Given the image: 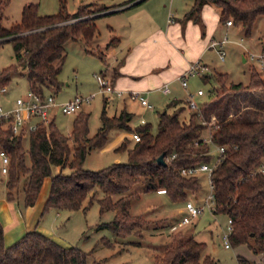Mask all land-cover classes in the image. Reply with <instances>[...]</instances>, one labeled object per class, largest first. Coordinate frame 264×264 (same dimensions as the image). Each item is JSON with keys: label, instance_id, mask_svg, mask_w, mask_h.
Returning <instances> with one entry per match:
<instances>
[{"label": "trees", "instance_id": "obj_1", "mask_svg": "<svg viewBox=\"0 0 264 264\" xmlns=\"http://www.w3.org/2000/svg\"><path fill=\"white\" fill-rule=\"evenodd\" d=\"M9 1L0 0V42H12L15 61L0 68V88L9 82L11 73L23 69L32 91L44 94L58 90L65 42L81 39L89 43L98 32L95 18L103 8L93 9L83 4L69 13L66 0H58L55 13L40 15L36 4L26 3L20 20L6 28L2 24L3 10ZM205 2L219 8L220 20L240 22L247 32L258 15L264 16V0H194L185 17L193 16L198 20L199 9ZM97 55L103 59L101 52ZM210 77L206 74L203 80L208 81ZM214 77L220 88L213 86L207 101L191 110L185 100H171L158 112L155 132L149 123L131 129L127 124L131 114L125 109L118 115H107L106 96L100 115L101 126L94 135H87L88 115L80 111L74 118L70 135L63 134L53 119L39 122L28 132L27 151L21 144L24 133L13 134L8 119H0V149L9 158L5 180L8 199L12 198L21 174L27 175L22 186L26 206L35 203L45 180L50 178L44 210L50 207L85 209L96 199L100 212H114L113 219L101 225L116 236H124L147 222L129 213L131 198L138 195L127 194L130 187L141 183L144 192L164 189L170 200H186L187 193L196 191L199 182L196 174L182 175L180 169L209 163L210 143L223 145L225 149L210 175L213 212L226 214L231 220L228 238L231 245L246 244L254 253L264 256V168H261L264 117H259L253 107L237 106V100L241 102L248 95L256 94L258 103L264 107L263 78L255 70L246 85L240 82L227 85L223 73H215ZM258 88V93H252ZM186 108L191 110L187 117L182 115ZM113 127L140 134V139L127 148L128 160L99 170L84 169L82 164L89 150L101 147ZM204 128L209 129L210 142L202 137ZM126 146V142H122L119 148ZM25 152L29 166L25 165ZM161 153L165 164L157 162ZM95 187L102 192L99 198H95ZM204 248V242L177 231L161 256H155L154 264H218L214 257L203 253ZM86 258L87 253L78 247L62 246L35 229L26 231L20 239L6 246L0 224V264H85ZM236 260L237 264H256L242 256H237Z\"/></svg>", "mask_w": 264, "mask_h": 264}, {"label": "rangeland", "instance_id": "obj_2", "mask_svg": "<svg viewBox=\"0 0 264 264\" xmlns=\"http://www.w3.org/2000/svg\"><path fill=\"white\" fill-rule=\"evenodd\" d=\"M81 1L90 2L92 0H66L67 12L76 11ZM26 3L36 4L40 15L55 13L59 7L58 0H10L3 10L2 24L4 27L8 28L20 20L22 7ZM210 5L213 11L218 10L214 4ZM217 14L219 13L217 12ZM209 16L208 25L213 26L212 37L217 41L224 38L226 40L220 45L205 50V53L200 57V64L205 68L200 74L188 75L185 88L176 78L170 82L169 92L166 94L157 90L144 93L152 107L141 105L137 99H130L124 94L120 96L110 95L107 97L105 105L107 115H118L122 109H125L131 114V118L127 122L131 129L149 123L152 132H155L157 113L162 111L166 106L165 104L173 98L183 101L190 94L198 106L207 101L212 95V87L220 88L215 80V73H223L226 76L227 85L239 82L248 84L252 71H259V62L253 59L250 53L258 54L264 48V16L258 15L248 32L240 22H234L232 26L227 27L222 21H219L218 15L216 17L214 13H209ZM95 23L98 32L89 43H85L81 39L65 42V59L58 74V79L61 82L60 88L51 91L59 103L75 96L89 98L75 112L65 114L60 109L55 112L54 124L65 135H70L74 118L80 111L88 115V136L94 135L101 126L100 115L106 94L104 95L99 91L96 74L105 73L109 75L110 70L106 68V64L98 57L97 53L99 50H104L103 40L109 38L107 29L109 23L105 16L99 18L97 16ZM124 32L126 34L127 31ZM217 49L224 51L222 59L219 57ZM14 61L12 42H0V68L10 65ZM206 74L211 76L208 81H204L202 78V75ZM259 76L264 77L260 72ZM5 88V92H0V106L3 109H9L13 107L17 97H23L29 90L25 71L20 69L11 73ZM199 88L203 94H196ZM139 90L141 91V89ZM258 90L260 88L257 91H252V93H258ZM237 106L253 107L259 112V117H264V107L258 103L256 94L248 95L241 102L237 100ZM191 110L186 108L182 115L187 117ZM209 134V129L204 128L202 137L208 142H210ZM122 142H126L125 148H119ZM133 143L132 130L113 127L108 131L106 141L101 147L89 150L82 167L87 170H99L112 163L126 162L128 160L127 148ZM21 144L23 150L27 151L28 133L21 136ZM210 153L212 158L209 164H212L214 156L217 155V148L212 143H210ZM25 165L29 166V157L26 152ZM196 176L199 187L196 191H189L187 199L192 200L196 205H202L210 193L208 176L206 171H199ZM26 177L25 173L21 174L18 186L12 191V198L8 199L5 186L7 173L0 171V224L3 230L6 226L3 224H8L11 219V211L15 210V213L22 217L25 214L27 206L24 204L22 186ZM49 183L47 180L44 184L43 190L38 195L40 198L48 192ZM95 189L97 190L95 198L101 197V190L98 187ZM134 192L138 195L131 198L129 213L142 217L147 222L138 230H131L124 236H116L112 230L101 225L103 222L112 220L114 212L112 210L100 212L96 199L85 209L64 210L51 207L43 209L38 226H44L48 235H57L59 238L65 239V244H69L66 247L75 246L86 252L85 264H154L155 256H161L165 246L177 231H180L184 236H193L196 240L204 242L203 253L214 257L218 264H237V256L247 258L256 264H264V256L260 253H254L246 244L233 246L229 243V247L224 246L226 240L222 235L228 228L229 218L226 214L214 213L212 201H208L209 205L213 207L212 210L205 207L200 214L190 217L185 208V200L172 201L164 193L144 192L141 183L133 185L126 193ZM184 217L189 218V221L181 224L180 221ZM171 224L178 225V229L171 231L169 229ZM60 245L64 246L63 244Z\"/></svg>", "mask_w": 264, "mask_h": 264}, {"label": "crops", "instance_id": "obj_3", "mask_svg": "<svg viewBox=\"0 0 264 264\" xmlns=\"http://www.w3.org/2000/svg\"><path fill=\"white\" fill-rule=\"evenodd\" d=\"M193 1L92 0L90 2L81 1L78 4V7L88 4L89 8H103L98 18L105 16L108 19L109 38L103 40L104 50H99V52L102 53L103 59L101 60L110 70V74H100L109 78L113 88L121 93L119 95L114 92L104 93L106 97L123 94L129 97L128 92L131 90L126 89H138L137 91L141 89L140 92L143 94L153 90L160 91L159 87L162 84L167 83L170 86V82L178 79L190 63L195 60L201 62L200 57L205 50L215 47L211 45L212 41H216L217 45L225 42V38L219 41L214 39L212 37L213 26L208 25L209 13H214L219 18L217 14L219 8L214 4L218 10L213 11L210 5L213 3L205 2L199 9L198 20H195L193 16L187 18L185 14L191 8ZM219 21L227 27L233 25V23L226 24L225 20L219 19ZM111 39L114 40L110 42ZM143 89L145 91H142ZM57 110V107L49 110L50 120L54 119ZM47 180L50 182V178H47L44 184ZM48 192L41 198L38 196L33 206H27L23 217L16 214L15 210L11 211L9 223L3 224L6 225L3 230V240L6 246L16 242L31 229L45 234L64 246L69 245L65 244V239L57 235H48L44 226H38Z\"/></svg>", "mask_w": 264, "mask_h": 264}, {"label": "built area", "instance_id": "obj_4", "mask_svg": "<svg viewBox=\"0 0 264 264\" xmlns=\"http://www.w3.org/2000/svg\"><path fill=\"white\" fill-rule=\"evenodd\" d=\"M226 24H232L231 19H227ZM218 43L216 41H212L211 45L216 46ZM219 57L222 59L224 57V51L221 49L216 50ZM250 56L259 62V72L264 75V48L258 54L250 53ZM205 67L200 64L199 60H195L190 63L187 70L178 77L180 84L183 87L187 85V76L200 74V72ZM98 78L99 91L101 93H116L120 94L121 92L115 90L111 84L109 78L103 76L102 74H96ZM263 87H264V77H263ZM6 90L5 86L0 88V92H4ZM159 90L163 93L169 92V86L167 83L162 84L159 87ZM203 91L201 89H197L196 94L200 95ZM128 95L131 99H137L142 105L151 107L152 105L148 102L147 98L144 96L143 92L137 90H131L128 92ZM89 100L88 97L75 96L72 99L57 102L53 93L46 92L44 94H40L29 89L23 97H17L14 100V106L9 109H3L0 106V119H8V127L13 134L19 133H28L29 131L35 129L39 122L47 123L49 119V110L53 107H57L65 114H70L75 112L80 108L82 103L87 102ZM185 102L187 103L190 109H197L198 104L192 99L189 94L185 98ZM37 118V120H33ZM213 117L210 122L213 121ZM209 123V122H208ZM132 138L134 141H138L140 139V134L136 131H132ZM217 155L213 159V163H205L201 162L194 165H189L186 167H182L180 169V173L182 175H195L199 171H206L208 176V184L210 187V193L205 198V203L202 205H196L192 200H185V208L190 217H195L200 214L205 207H208L210 210L213 209L212 206L209 205L208 201L213 202V193H212V184L210 182V175L214 168V166L220 160V154L224 151L225 147L223 145H216ZM0 157H1V173H7L8 170V155L0 149ZM261 168H264V164L261 165ZM158 192H164V189H159ZM189 221V218L184 217L181 219L180 223L185 224ZM231 220L228 219V228L223 232V238L226 240L224 243L225 247H229V233L231 230ZM169 229L171 231H175L178 229V225L172 224Z\"/></svg>", "mask_w": 264, "mask_h": 264}, {"label": "water", "instance_id": "obj_5", "mask_svg": "<svg viewBox=\"0 0 264 264\" xmlns=\"http://www.w3.org/2000/svg\"><path fill=\"white\" fill-rule=\"evenodd\" d=\"M157 162L161 163V164H165V160H164V154L161 153L158 157H157Z\"/></svg>", "mask_w": 264, "mask_h": 264}]
</instances>
